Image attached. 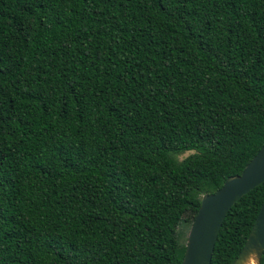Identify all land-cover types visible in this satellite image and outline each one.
Masks as SVG:
<instances>
[{
	"label": "trees",
	"instance_id": "trees-1",
	"mask_svg": "<svg viewBox=\"0 0 264 264\" xmlns=\"http://www.w3.org/2000/svg\"><path fill=\"white\" fill-rule=\"evenodd\" d=\"M263 144L264 0H0V264H180L178 226Z\"/></svg>",
	"mask_w": 264,
	"mask_h": 264
},
{
	"label": "water",
	"instance_id": "water-1",
	"mask_svg": "<svg viewBox=\"0 0 264 264\" xmlns=\"http://www.w3.org/2000/svg\"><path fill=\"white\" fill-rule=\"evenodd\" d=\"M264 182V144L238 175L228 177L213 194H204L191 223L184 257L180 264H211L222 223L234 204ZM264 253V200L254 225L232 264L253 259L260 264Z\"/></svg>",
	"mask_w": 264,
	"mask_h": 264
},
{
	"label": "rangeland",
	"instance_id": "rangeland-1",
	"mask_svg": "<svg viewBox=\"0 0 264 264\" xmlns=\"http://www.w3.org/2000/svg\"><path fill=\"white\" fill-rule=\"evenodd\" d=\"M188 154H183L179 157L180 160L184 159L185 157H187ZM191 224L190 223H182L178 226V239L180 244L182 245H186L187 243V238H188V232L190 229Z\"/></svg>",
	"mask_w": 264,
	"mask_h": 264
},
{
	"label": "bare ground",
	"instance_id": "bare-ground-1",
	"mask_svg": "<svg viewBox=\"0 0 264 264\" xmlns=\"http://www.w3.org/2000/svg\"><path fill=\"white\" fill-rule=\"evenodd\" d=\"M246 264H255L253 259H250Z\"/></svg>",
	"mask_w": 264,
	"mask_h": 264
}]
</instances>
